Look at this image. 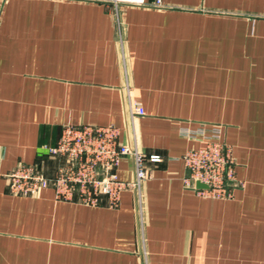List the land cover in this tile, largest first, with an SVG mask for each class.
<instances>
[{"label":"crops","instance_id":"1","mask_svg":"<svg viewBox=\"0 0 264 264\" xmlns=\"http://www.w3.org/2000/svg\"><path fill=\"white\" fill-rule=\"evenodd\" d=\"M0 0V264H142L135 193L88 207L10 195L5 175L51 176L64 125L114 126L162 158L141 185L147 264H264V0ZM220 125L241 186L228 200L185 188L182 129ZM131 178V161L116 170Z\"/></svg>","mask_w":264,"mask_h":264},{"label":"built area","instance_id":"2","mask_svg":"<svg viewBox=\"0 0 264 264\" xmlns=\"http://www.w3.org/2000/svg\"><path fill=\"white\" fill-rule=\"evenodd\" d=\"M114 7L148 6L146 0H108ZM154 7H161L155 0ZM126 114L130 125L131 145L120 142V130L114 126L64 125L54 145L42 147L45 155L59 162L55 172L47 176L39 163L19 164L5 175L10 195L33 197L40 189L50 188L55 201L76 203L88 207L100 205L115 208L124 190L135 193L138 222V247L142 264L146 262L141 185L151 178V165L162 158L138 150L134 120L143 116L138 103L131 100L126 88ZM181 135L202 145L188 149L181 161L185 168L182 184L198 197L228 200L232 190L241 186L235 176V164L230 147L223 141L220 125H201L196 129H182ZM123 159L131 161V178L121 181L116 170ZM201 185L204 188H198Z\"/></svg>","mask_w":264,"mask_h":264},{"label":"water","instance_id":"3","mask_svg":"<svg viewBox=\"0 0 264 264\" xmlns=\"http://www.w3.org/2000/svg\"><path fill=\"white\" fill-rule=\"evenodd\" d=\"M197 187H198V188H204V187H203V186H201V185H198Z\"/></svg>","mask_w":264,"mask_h":264}]
</instances>
